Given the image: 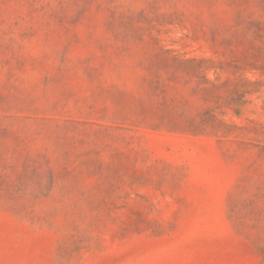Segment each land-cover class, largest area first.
Wrapping results in <instances>:
<instances>
[{"label": "rangeland", "instance_id": "rangeland-1", "mask_svg": "<svg viewBox=\"0 0 264 264\" xmlns=\"http://www.w3.org/2000/svg\"><path fill=\"white\" fill-rule=\"evenodd\" d=\"M0 264H264V0H0Z\"/></svg>", "mask_w": 264, "mask_h": 264}]
</instances>
